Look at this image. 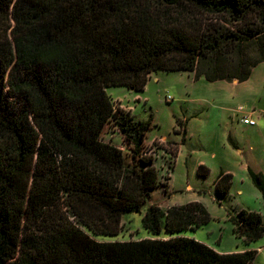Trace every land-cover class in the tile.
<instances>
[{"label":"trees","instance_id":"16d2710c","mask_svg":"<svg viewBox=\"0 0 264 264\" xmlns=\"http://www.w3.org/2000/svg\"><path fill=\"white\" fill-rule=\"evenodd\" d=\"M262 63L264 0H0V264H254L257 251L181 236L211 221L202 203L149 205L154 124L115 109L107 89L142 93L158 72L242 83ZM113 120L130 160L105 138ZM167 151L175 160L179 145ZM250 176L264 200V176ZM232 181L218 177L219 201ZM145 206L156 238L96 239ZM230 221L246 245L264 237L260 213Z\"/></svg>","mask_w":264,"mask_h":264},{"label":"rangeland","instance_id":"374dc122","mask_svg":"<svg viewBox=\"0 0 264 264\" xmlns=\"http://www.w3.org/2000/svg\"><path fill=\"white\" fill-rule=\"evenodd\" d=\"M108 92L121 94L127 92V90L116 87L109 88ZM136 96L137 98L135 97L131 101L133 103L132 108L137 107L134 112L135 116L142 121L152 120L154 124L148 132L147 145L154 148L156 153L154 157L155 166L160 174V187L162 190L166 189L165 186L169 183L174 164L173 157L167 153V148L171 150L175 147V143H172V141L183 142L184 151L181 152V158L173 169L175 176L173 192L171 196H166V200L174 206L200 202L211 215L209 223L196 230H187L182 233V236L194 237L222 254L243 252L247 249L258 250L262 247L263 249L259 252L254 264H264V237L247 246L242 239L237 237L233 223L228 220V212H233V208L235 209L237 204L241 207L254 206L258 212L263 214L264 204H260L253 197L250 199H238L237 196L234 198L226 197V199L219 201L216 191L210 185L213 175L204 178L199 177L197 173L194 175L192 173L194 163L202 159L210 160V155L213 153H217L218 158L222 159V165L218 169L219 174L223 168L230 167L233 162L231 161L232 157L226 154L224 144L221 142V135L218 133L224 131L227 124L233 125L238 120L233 111L234 106L228 105L230 110L222 113L226 104L220 100L221 97L236 98L243 106H246L245 113L255 110L254 119L257 123L264 120V64L262 63L253 70L247 82L238 84H233L230 81L211 83L204 78L196 81L194 74L190 73L158 72L151 80L147 92L136 94ZM112 99L115 109L132 113L128 99L122 101L119 98ZM224 115L226 116L223 117ZM185 125L189 128L188 139L186 140L182 138L183 134L178 131L183 129ZM117 129V124L113 120L105 132V138L121 148L127 159L130 160L129 146L127 147L124 144ZM240 130L241 134L239 136L242 144L239 145V148L241 150L249 152L251 147L254 149L260 147L261 142L264 140V122L261 133H254L253 131L250 133L246 128ZM228 132H232V130ZM230 136L233 138L232 135ZM156 138H167L171 142L164 143L159 140L149 142ZM233 140L235 143L237 142L235 138ZM155 142L157 143L154 144ZM226 142H229V139H226ZM190 184L193 185V190L187 189ZM204 193L206 194L204 195ZM158 195L160 196L156 195L154 201L160 204L161 194ZM154 201L152 199L149 205ZM146 209L145 206L140 213L125 215L123 230L118 236L99 235L96 236V239L107 242H124L156 238L144 227L143 217ZM166 235L164 231L158 238L168 237Z\"/></svg>","mask_w":264,"mask_h":264},{"label":"crops","instance_id":"0c3cea01","mask_svg":"<svg viewBox=\"0 0 264 264\" xmlns=\"http://www.w3.org/2000/svg\"><path fill=\"white\" fill-rule=\"evenodd\" d=\"M260 65H262V64H260ZM156 75H157V73H154V74H152L150 76L149 82H148V84H147V86L145 88V91H143L142 93H146L147 92L151 80ZM247 81H245V82H247ZM231 83L238 84L240 82L232 81ZM242 83H244V82H242ZM111 88H116V87H111ZM117 88H125V87H117ZM108 89H107V92H108ZM125 90H127L128 93L127 92H122L121 94H118V92H117V94H113V93H109L108 92V94L114 99H118V98L121 99V101L123 99H125V100L128 99L129 108L132 110L133 115H135L134 112L136 111L137 107H135L133 109L132 108L133 107V103H131V101L135 97L137 98L136 94H140V93L133 92L132 90H128L127 88H125ZM220 100H222L223 103L226 104V106L223 109L225 111L222 110V113L223 112H228V110H230V108H228V105L229 106H234L235 108H234L233 111H234L236 119L238 120V122L237 123H233V125L232 124H227V127L224 129V131H219L220 133H218L219 135H221V139H222L221 142H222V144H224V148H225L226 154L228 156L232 157L231 161H233L230 167H225L227 169L223 168V170H221V172H220V174L221 173H225V174H231L233 176L232 186H231V189L229 191V194H228L227 198H229V197L230 198H232V197L234 198L235 196H237L238 199H241V198L250 199V198L253 197L255 200L260 202V204H264V203H262V202H264L263 196H262L261 192L259 191V189L254 185V183H253V181L251 179V176H250V171L255 172L256 174H262L264 176V140L261 142V145H260L259 148L254 149L253 147H251L249 152H247V151L244 152L243 150H241L239 148V145L242 144V140L240 139V136H239L241 134V130L240 129L246 128L248 130V132H250V133H252V131L254 133H261L262 124H263L264 120H262L261 122L257 123L255 126H250V125L244 124L242 122V118L250 116L252 119H254V116L256 114L255 110L245 113V111L247 109L246 106H243V104H241L239 100H236V98H230V97L224 96V97H221ZM237 104H239V105L236 106ZM240 108H243V110L240 111ZM225 116L226 115H224L223 117H225ZM188 129L189 128L185 125V127H183V129L178 130L179 133L183 134L182 138L184 140L188 139L187 138L188 137L187 136ZM230 130H232V132H228ZM228 134H229V136H228ZM230 135H232L233 138L236 139V141H237L236 143H235V141L233 140V138ZM230 138H232V142L230 141ZM226 139H229V142L232 144V146H231V144L229 145V142H226ZM155 140H159L160 142H164V143L171 142V141H168L167 138H156V139H152V141H149V142H153ZM147 142H148V139H147ZM172 143H175L176 145H179V153L175 157V160H173L175 162V164H174V168H175V165L178 163L177 161H179L180 158H181L180 155H181V152L184 151V148H183V142L179 143V141L175 140V142L172 141ZM210 158H211L210 160L202 159V160L194 163L193 164L192 173H193V175L195 173H197V175H198V170H199V168L201 166H204V167L208 168L209 173L204 178H207L210 175L211 176L213 175V178L210 180L211 181L210 185L213 186L214 190L216 191V181H217L218 177L220 176L218 169L222 165V163H221L222 159L218 158L217 153L211 154ZM186 164H188V162H186ZM173 169H172V174H171L170 179H169V183H167L168 187L165 186L166 189L164 188L163 190L161 189V187H159L152 194L151 200L153 199V201L155 200L156 195L160 196L158 194H161V198H160L161 202H160V204L158 202H156V201L152 202V204H157L160 207H162L163 209H168V208L174 206L173 204H170V202L168 200H166V196H171L172 192H173L172 189H173V185H174V181H175V176L173 174V171H174ZM216 176H218V177L215 178ZM187 189L188 190H193V185H191V184L188 185ZM205 194L206 193H204V195ZM163 197H165V198L163 199ZM178 206H180V205H178ZM242 210L251 211V212H257V213H260L262 215V217L264 216V214L262 212H258L257 208H254V206H247V207L246 206H242L241 207L240 205L237 204L236 208L235 209L233 208V212H230V213L228 212V220L230 221L231 216L237 215ZM234 231H235V226H234ZM186 237H188V236H186ZM168 238L169 237H166V238H163V239H168ZM189 238H192V237H189ZM247 246H249V245H247ZM262 249L263 248L260 247V248H258V250H254V251H257L258 254H259V252ZM247 250H251V249H247ZM247 250H244L243 252H245Z\"/></svg>","mask_w":264,"mask_h":264},{"label":"built area","instance_id":"2783aa9c","mask_svg":"<svg viewBox=\"0 0 264 264\" xmlns=\"http://www.w3.org/2000/svg\"><path fill=\"white\" fill-rule=\"evenodd\" d=\"M243 110V108H240V111H242ZM242 122L244 123V124H247V125H250V126H255L256 124H257V122H256V120H254V119H252L250 116H247V117H243L242 118ZM157 142H155L154 144H156ZM148 148H149V152H148V154H151V155H153L154 157H155V151H154V148H152V147H150V146H148ZM167 153L169 154V155H171L168 151H167ZM172 156V155H171Z\"/></svg>","mask_w":264,"mask_h":264}]
</instances>
